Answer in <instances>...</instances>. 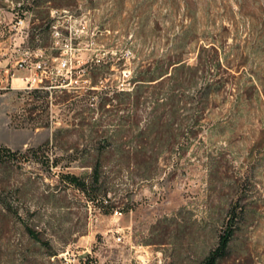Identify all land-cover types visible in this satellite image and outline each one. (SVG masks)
<instances>
[{
    "label": "rangeland",
    "instance_id": "rangeland-1",
    "mask_svg": "<svg viewBox=\"0 0 264 264\" xmlns=\"http://www.w3.org/2000/svg\"><path fill=\"white\" fill-rule=\"evenodd\" d=\"M68 2L49 13L58 36L51 25L33 34L38 20L26 7L0 6L4 50L21 41L42 48L53 73L40 85L77 94L49 96L51 124L32 128L25 83H0V146L23 154L0 162V208L11 205L0 213V264H201L233 214L218 264H264V0ZM16 12L25 20L18 31ZM63 57L69 67L57 72ZM177 59L184 65L174 71ZM154 69L169 72L144 81ZM141 83L137 101L121 93ZM148 123L149 147L136 161ZM55 130L54 142L26 153ZM102 148L107 196L95 205L60 173L88 175L81 151ZM16 210L36 211L43 243L29 241Z\"/></svg>",
    "mask_w": 264,
    "mask_h": 264
},
{
    "label": "trees",
    "instance_id": "trees-1",
    "mask_svg": "<svg viewBox=\"0 0 264 264\" xmlns=\"http://www.w3.org/2000/svg\"><path fill=\"white\" fill-rule=\"evenodd\" d=\"M16 5H19V7H26L27 10L31 11L32 17L38 20L36 24L33 26V34H39L42 33V27L45 26L44 29L49 30L50 27V17L49 13L51 8H62L67 7L69 5L68 0H11ZM5 5V0H0V6ZM174 64V65H173ZM170 65H173L174 71H177L179 68H181L184 64L181 59L175 60L173 63H170ZM168 69H162L161 71H156L155 69L152 71V74L148 76L144 81L146 82H152L160 77H162L164 74L168 73ZM140 80L136 77L135 81ZM51 80L48 79L46 82H50ZM151 84V83H147ZM142 83L138 85H134L131 91H123L122 94H126L128 98L132 96L137 101L143 92L142 90ZM19 95L23 99L24 104V111L31 121L30 126L32 128L37 127H45L49 126L51 124L50 120V107L48 102L49 96H55L58 97L57 101H65L68 100L71 97L77 96V94L71 95L69 93H66L62 96L60 95H54L51 93V90H48L45 88L44 85H41L40 87H35L32 89H24L19 92ZM177 95V94H175ZM162 96L161 98H163ZM173 97V96H172ZM156 100L159 98L156 97ZM80 100H77L75 102V106L80 107ZM106 102L103 101L101 105L105 104ZM166 103V102H165ZM81 111L83 109H87V107L80 108ZM150 123H148L145 127L139 128L137 137H136V147H135V154L133 157H135L136 161H139L140 153H147V149L149 147L150 143V137H151V130H150ZM160 128V127H159ZM157 133L155 132V138L157 137ZM57 133L56 130L54 131L51 140L46 141L45 143L38 145L37 147H31L28 148L26 153L32 152L37 153L38 151L42 150L44 147H47L50 143L54 142L56 140ZM110 140V137L107 136L104 137L101 142L105 143ZM23 155L21 152L17 151H11L9 148L0 146V162H8V161H19V158L17 157V154ZM121 157L125 158V162H129L131 159V156L129 153L126 152H120ZM108 153L107 151H104V148L98 150L97 152H90L87 150L81 151V158L80 161L83 166L90 167L91 172L88 175H76L74 173L65 172L60 173V176L62 180L66 181V183L72 185L79 191H81L86 197L87 200L91 201L95 205H102L105 198H99V196H107V191L102 188L104 184L103 178V167L105 165V159L107 157ZM72 155L70 154V157ZM38 159V158H37ZM76 159V158H73ZM71 160V159H70ZM42 162H46L47 164H50L54 167L60 165V158L54 157L52 160L47 156L45 157V160H41ZM11 209V205L9 203H3L1 204L0 213H3V210L6 212H9ZM16 216L21 220L25 232L28 235V239L30 242L33 243H43V240L41 238V233L38 230V224L34 222L36 211H29L25 210V212H19L18 210L15 211ZM234 217L235 215H231L228 222L226 223L225 228L222 230V232L219 234L217 245L208 250L206 254L202 257L201 264H218V261L223 258L228 251V247L232 238V235L234 233ZM46 245H48L46 243ZM55 253H51L50 255H54ZM6 255H2L0 251V262L7 261Z\"/></svg>",
    "mask_w": 264,
    "mask_h": 264
},
{
    "label": "built area",
    "instance_id": "built-area-1",
    "mask_svg": "<svg viewBox=\"0 0 264 264\" xmlns=\"http://www.w3.org/2000/svg\"><path fill=\"white\" fill-rule=\"evenodd\" d=\"M53 14V11H52ZM16 19L13 22V28L18 31L22 25L25 23V20L18 15L16 12ZM0 27H4L3 24ZM18 33V32H17ZM16 33V34H17ZM22 31L21 34H23ZM25 34H27L25 32ZM51 34L58 36L62 34L61 30L58 28L56 24L51 25ZM68 34H79L78 31L72 32L70 29L68 30ZM71 39V38H70ZM23 41L21 42H13L11 51H5L2 46H0V72L3 71L9 77L10 85H13L14 80H21L25 83L24 87L26 89H30L32 87H40V83L44 77L46 78L48 73H53V70L49 72L45 70V66L43 65V54L44 50L40 47L36 48H28L22 46ZM70 41L67 42V39L64 40L63 47H65L64 53H67ZM6 60V63L2 65V60ZM57 59V58H55ZM70 63V59L67 57H63L59 60L56 65V70L59 72L64 68H68ZM15 71H22L23 73L18 76H14ZM52 77V76H51ZM50 79V78H49ZM1 83V81H0ZM13 87V86H12Z\"/></svg>",
    "mask_w": 264,
    "mask_h": 264
},
{
    "label": "crops",
    "instance_id": "crops-1",
    "mask_svg": "<svg viewBox=\"0 0 264 264\" xmlns=\"http://www.w3.org/2000/svg\"><path fill=\"white\" fill-rule=\"evenodd\" d=\"M0 29H2V27H0ZM1 33V31H0ZM4 42L3 39L0 40V46H1V43ZM6 63V60H2V65H4ZM23 72L22 71H15L14 72V76H18V75H21ZM0 81L3 82V81H9V77L6 73H4L3 71L0 72Z\"/></svg>",
    "mask_w": 264,
    "mask_h": 264
}]
</instances>
